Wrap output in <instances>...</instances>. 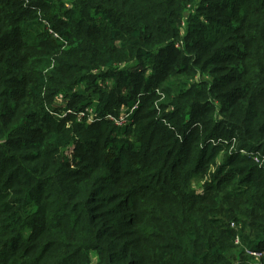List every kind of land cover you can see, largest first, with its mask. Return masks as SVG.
Segmentation results:
<instances>
[{
	"label": "trees",
	"instance_id": "1",
	"mask_svg": "<svg viewBox=\"0 0 264 264\" xmlns=\"http://www.w3.org/2000/svg\"><path fill=\"white\" fill-rule=\"evenodd\" d=\"M0 264H264V0H0Z\"/></svg>",
	"mask_w": 264,
	"mask_h": 264
},
{
	"label": "built area",
	"instance_id": "2",
	"mask_svg": "<svg viewBox=\"0 0 264 264\" xmlns=\"http://www.w3.org/2000/svg\"><path fill=\"white\" fill-rule=\"evenodd\" d=\"M55 37H58V35L54 34ZM135 106L131 107L129 112H123L126 111L127 109H124L120 112L119 116L117 118H114L112 116H107L109 119L113 120L117 125H123L128 114L134 109ZM70 112V111H67ZM78 119H82L83 117H87L88 121H91L93 119V113L90 109H86L84 111H81L77 114ZM250 254H252L255 257H259L261 255V252L257 251H249Z\"/></svg>",
	"mask_w": 264,
	"mask_h": 264
},
{
	"label": "rangeland",
	"instance_id": "3",
	"mask_svg": "<svg viewBox=\"0 0 264 264\" xmlns=\"http://www.w3.org/2000/svg\"><path fill=\"white\" fill-rule=\"evenodd\" d=\"M57 104H59V105H64V104H65L64 99L58 98V99H57ZM123 108H125V107H123ZM123 110H124V109H123ZM123 112H126V111H123Z\"/></svg>",
	"mask_w": 264,
	"mask_h": 264
}]
</instances>
